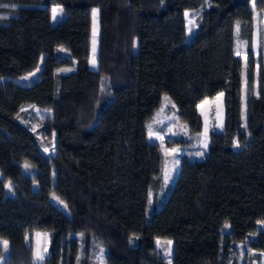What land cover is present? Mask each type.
<instances>
[{
	"label": "trees",
	"instance_id": "obj_1",
	"mask_svg": "<svg viewBox=\"0 0 264 264\" xmlns=\"http://www.w3.org/2000/svg\"><path fill=\"white\" fill-rule=\"evenodd\" d=\"M249 2L0 0V239L8 242L1 264H75L79 253L78 264H89L91 244L104 249V264H167L157 238L172 241L171 264H235L229 255L241 242L264 250V231H256L264 223V66L259 59L255 72ZM253 2L264 12V0ZM51 6L63 12L53 25ZM187 11L198 12L189 37ZM237 24L246 54L244 131ZM40 56L32 85L7 79L33 70ZM72 65L69 73H54ZM219 92L222 129L208 131L200 159L181 157L172 185L163 188L159 146L146 137L161 97L175 105L188 133L198 135L197 105ZM24 105L49 109L44 130L53 132L52 154H42L17 119ZM34 231L48 235L39 263L26 241Z\"/></svg>",
	"mask_w": 264,
	"mask_h": 264
},
{
	"label": "rangeland",
	"instance_id": "obj_2",
	"mask_svg": "<svg viewBox=\"0 0 264 264\" xmlns=\"http://www.w3.org/2000/svg\"><path fill=\"white\" fill-rule=\"evenodd\" d=\"M253 0H250L249 5L252 9V40H251V52L255 61V72L258 67V60L260 59L264 66V12H258L253 8ZM55 9V13L53 10ZM95 9V8H94ZM91 11V29H90V50H89V62L88 67L94 69L95 66L91 63L93 56V30L95 27V56H96V44H97V31H98V21L97 16L95 18V25L93 20V10ZM97 10V9H95ZM184 12V21H185V32L186 36L193 32L196 26V19L198 12L197 11H187L189 16H185ZM10 13H3L4 16H8ZM50 23L53 25L56 21H59L63 17V12L59 7L51 6L50 8ZM55 17V18H54ZM192 20L194 23L189 24V20ZM191 29V31H189ZM233 49L234 54L240 57L242 62V73H241V91H240V130H245V102H246V71H245V43L237 38V28H234L233 36ZM239 51V55L237 52ZM42 67V56L39 57L36 67L30 72L20 76V77H7V79L12 80L19 86L28 87L32 85L38 78L40 69ZM73 70L72 66H61L54 70L55 74H65ZM253 95L256 93V80L253 83L252 87ZM220 93V92H219ZM215 94L214 97L208 99L205 98L202 101L207 99L208 103L201 105V102L198 104L197 109L202 120V129L198 135H190L187 131L185 124L181 123L176 117L175 107L170 101H165V95L161 97L160 105L158 109L154 112L151 119L146 124V137L149 142H154L159 146V150L162 157L161 170H160V179L163 188H167L172 185L174 177L177 173L179 163H174L175 161H180L181 157H184L186 160L200 159L206 148L203 146L205 141L207 143V136L205 137V129L207 128V133L210 129L215 131H220L222 129V97L219 100L214 99L219 94ZM49 109H40L32 105H24L20 114L18 115V120L25 124L31 132L35 135L38 140L39 150L44 155H49L53 153L54 145V136L53 132H50L49 136L46 135V130H44L45 125L50 119ZM153 135L150 137L149 129ZM156 135L163 137V140L156 139ZM176 140H181L176 142ZM235 144V142H234ZM235 147V145H234ZM175 149V152L171 150ZM168 151L166 155L165 152ZM197 153H202V155H197ZM167 162V163H166ZM25 163L20 164L21 171L25 174L30 175V170L28 167H25ZM28 166V165H27ZM168 173V179H165V172ZM9 182H5L4 188L6 194H11L9 191ZM50 201L55 204L58 208L66 211L63 203L54 199L51 196ZM228 229L227 224L222 226V231L226 232ZM88 230V228H86ZM256 231H264V223L256 224ZM78 237H80L78 235ZM253 235H249L248 238H252ZM157 240V239H156ZM156 240L154 241L155 247L159 251V254L168 264L170 256L165 255V248H168L167 244H162L157 246ZM0 241H5L0 239ZM26 241H29L31 245H35L38 248V252L41 256L44 254L47 255V243L48 235L45 232L34 231L26 236ZM164 241V240H161ZM133 243V241H130ZM134 244V243H133ZM79 248H82V242H80ZM233 252L229 255L230 259L234 260L235 264H264V253L263 251H254L249 248L246 242L235 243L233 245ZM0 264L3 257L6 255L7 250L4 249L3 245L0 244ZM89 257V264H104V249L96 244H91L88 249L87 257ZM83 257L79 253L76 258L75 264H78L79 259Z\"/></svg>",
	"mask_w": 264,
	"mask_h": 264
},
{
	"label": "snow or ice",
	"instance_id": "obj_3",
	"mask_svg": "<svg viewBox=\"0 0 264 264\" xmlns=\"http://www.w3.org/2000/svg\"><path fill=\"white\" fill-rule=\"evenodd\" d=\"M253 7H255V4L253 3ZM53 12L55 13V9L53 10ZM97 13H98V10H93V20H94V25H95V18L97 16ZM185 16H189V13H185ZM55 18V17H54ZM194 22L190 19L189 20V24H193ZM189 31H191V29H189ZM237 31H239V24H237ZM95 27H94V30H93V56H92V60H91V63L93 64V66H95L96 64V58H95ZM239 51L237 52V55H239ZM223 96V93H219L217 95V97H215L214 99L216 100H219L221 97ZM165 101H169V98L166 96L165 98ZM205 103H208L207 99L205 101H202L201 102V105L205 104ZM173 107H175V105H173ZM199 107V106H198ZM149 135L150 137L153 135L152 131H151V128L149 129ZM205 137L207 136V128L205 129V133H204ZM156 139H160V140H163V137L159 136V135H156ZM205 148L207 147V143L205 141L204 145H203ZM239 146V145H237ZM172 152H175L176 150L173 149L171 150ZM165 154L167 155L168 154V151L166 150ZM197 155H202V153H197ZM167 163V162H166ZM174 163L178 164L179 161H175ZM25 167H28L27 165H25ZM165 179L167 180L168 179V173L167 171L165 172ZM9 187V191H11V185L9 184L8 185ZM54 199H58L56 197H54ZM0 244L3 245L4 249L7 250V247H8V242L7 241H0ZM156 244L157 246H161L162 244H167L168 245V248H165L164 251H165V255L167 256H170L171 255V245H172V241L171 240H167V241H161L159 238H157L156 240ZM261 255H264V253H261ZM37 259L38 260H42L43 259V256H41L39 254V252L37 253ZM168 264H171V261L169 260L168 261Z\"/></svg>",
	"mask_w": 264,
	"mask_h": 264
},
{
	"label": "crops",
	"instance_id": "obj_4",
	"mask_svg": "<svg viewBox=\"0 0 264 264\" xmlns=\"http://www.w3.org/2000/svg\"><path fill=\"white\" fill-rule=\"evenodd\" d=\"M89 50H90V48H89ZM89 54H90V53H89ZM201 101H202V100H201ZM201 101H200V102H201ZM200 102H199V103H200ZM199 103H198V104H199ZM197 106H198V105H197ZM45 234H47V233L45 232ZM32 247H33V258H34V262H35V263H39L40 260L37 259L38 248H37L35 245H34V246L32 245ZM45 256H46V254L43 255V258H44Z\"/></svg>",
	"mask_w": 264,
	"mask_h": 264
}]
</instances>
